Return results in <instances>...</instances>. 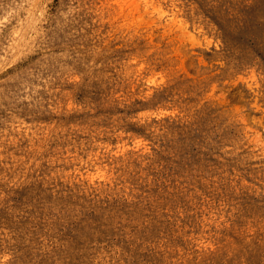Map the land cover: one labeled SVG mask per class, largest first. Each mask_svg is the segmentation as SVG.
I'll return each instance as SVG.
<instances>
[{"label":"rangeland","instance_id":"rangeland-1","mask_svg":"<svg viewBox=\"0 0 264 264\" xmlns=\"http://www.w3.org/2000/svg\"><path fill=\"white\" fill-rule=\"evenodd\" d=\"M0 254L264 264V0H0Z\"/></svg>","mask_w":264,"mask_h":264},{"label":"bare ground","instance_id":"bare-ground-1","mask_svg":"<svg viewBox=\"0 0 264 264\" xmlns=\"http://www.w3.org/2000/svg\"><path fill=\"white\" fill-rule=\"evenodd\" d=\"M30 171H32V170H30ZM67 172V171H66ZM65 172V173H66ZM71 172V171H70ZM51 173V172H50ZM14 174V173H13ZM55 174V173H54ZM53 174V176L55 177V175ZM58 174V173H57ZM44 175V174H43ZM65 176V175H64ZM10 177V176H9ZM46 178V177H45ZM61 178V177H60ZM15 179V178H14ZM67 179V178H66ZM61 180V179H60ZM70 181V180H69ZM64 183V182H63ZM12 184V183H11ZM69 184V183H68ZM10 185V184H9ZM45 185V184H44ZM94 185V184H93ZM99 186H100V184H99ZM57 187V186H56ZM89 187V186H88ZM79 190V189H78ZM84 191H86V190H84ZM8 192V191H7ZM105 192V191H104ZM3 195V194H2ZM47 199V198H46ZM53 199V198H52ZM44 200V199H43ZM83 202H85V201H83ZM52 203V202H51ZM47 204V203H46ZM50 204V203H49ZM69 206V205H68ZM76 208V207H75ZM116 208V207H115ZM113 210H115L114 208H112ZM53 210V209H52ZM106 210H107V208H106ZM76 212V211H75ZM106 212V211H105ZM115 212V211H114ZM113 213V212H112ZM118 213V212H117ZM104 214V213H103ZM121 215V214H120ZM104 216V215H103ZM145 218V217H144ZM157 218V217H156ZM107 219V218H106ZM113 219V218H112ZM111 219V220H112ZM115 219V218H114ZM153 219V218H152ZM132 220H133V218H132ZM139 222V221H138ZM105 224H107V223H105ZM127 224V223H126ZM158 224V223H157ZM102 225V224H101ZM109 225V224H108ZM145 225V224H144ZM149 227V226H148ZM98 228V227H97ZM3 229V228H2ZM7 229V228H6ZM143 229V228H142ZM146 229V228H145ZM4 230V229H3ZM5 232V231H4ZM137 233V232H136ZM5 234H6V232H5ZM92 234V233H91ZM193 234V233H192ZM204 234V233H203ZM153 235V234H152ZM206 235V234H205ZM100 236V235H99ZM28 237V236H27ZM87 237V236H86ZM107 237V236H106ZM140 237H141V235H140ZM143 237H144V235H143ZM155 237H157V236H155ZM146 238H148V237H146ZM88 239V238H87ZM143 239V238H142ZM45 240V239H44ZM193 240V239H192ZM204 240V239H203ZM138 241V240H137ZM150 241V240H149ZM158 241V240H157ZM196 241V240H195ZM201 241H202V239H201ZM4 242V241H3ZM206 242H208L207 240H206ZM4 244V243H3ZM9 244V243H8ZM204 244V243H203ZM42 245V244H41ZM78 245V244H77ZM163 245V244H162ZM210 245V244H209ZM208 245V246H209ZM3 246V245H2ZM36 246V245H35ZM153 246V245H152ZM161 247V246H160ZM213 247V246H212ZM37 248H38V245H37ZM47 248V247H46ZM80 248V247H79ZM88 248V247H87ZM98 248V247H97ZM129 248V247H128ZM162 248V247H161ZM178 248V247H177ZM62 249V248H61ZM84 249V248H83ZM200 249V248H199ZM16 250V249H15ZM43 250V249H42ZM76 250V249H75ZM138 251V250H137ZM163 251V250H162ZM214 251V250H213ZM228 251V250H227ZM3 252V251H2ZM62 252V251H61ZM65 252V251H64ZM86 252V251H85ZM181 252V251H180ZM32 253V252H31ZM229 253V252H228ZM17 254V253H16ZM22 254H23V252H22ZM104 254H105V252H104ZM230 255H231V253H229ZM1 255V254H0ZM5 255H6V253H5ZM84 255V254H83ZM87 255V254H86ZM137 255V254H136ZM141 255V254H140ZM203 255V254H202ZM7 256H9V255H7ZM91 256V255H90ZM35 257V256H34ZM137 257V256H136ZM3 258H4V256H3ZM6 258V257H5ZM11 258V257H10ZM65 258V257H64ZM89 258V257H88ZM128 258V257H127ZM61 259H62V257H61ZM69 259V258H68ZM138 259V258H137ZM21 260V259H20ZM50 260V259H49ZM140 260V259H139ZM57 261V260H56ZM4 262V261H3ZM55 262V261H54ZM67 262V261H66ZM126 262H127V260H126ZM173 262V261H172ZM179 262V261H178ZM212 262V261H211ZM62 263V262H61ZM85 263V262H84ZM89 263V262H88ZM128 263V262H127ZM1 264V263H0ZM43 264V263H42ZM122 264V263H121Z\"/></svg>","mask_w":264,"mask_h":264}]
</instances>
